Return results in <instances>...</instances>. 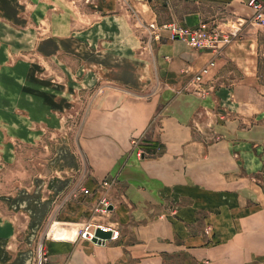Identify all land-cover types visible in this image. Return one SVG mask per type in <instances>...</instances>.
Segmentation results:
<instances>
[{
	"label": "crops",
	"instance_id": "crops-1",
	"mask_svg": "<svg viewBox=\"0 0 264 264\" xmlns=\"http://www.w3.org/2000/svg\"><path fill=\"white\" fill-rule=\"evenodd\" d=\"M246 1L0 0V153L46 155L0 200V264H35L39 242L45 264H264V27ZM238 19L217 56L166 31L144 51L148 23ZM91 217L118 236L80 238Z\"/></svg>",
	"mask_w": 264,
	"mask_h": 264
},
{
	"label": "built area",
	"instance_id": "built-area-1",
	"mask_svg": "<svg viewBox=\"0 0 264 264\" xmlns=\"http://www.w3.org/2000/svg\"><path fill=\"white\" fill-rule=\"evenodd\" d=\"M247 7L251 11L250 22L264 27V0H247ZM244 21L238 19L235 23L221 27L217 24H208L206 22L199 23L196 26H186L177 23L176 21L165 22L161 25L156 23H148L147 30L150 37L158 38L162 31H166L170 39H178L183 41L189 47L199 51H211L213 55L221 54L223 49L237 37ZM213 65L210 61L208 65L204 66L199 73L194 77L195 81L201 82L204 73L208 71V66ZM111 184L109 179L102 181V186L107 188ZM111 202L107 195H103L93 208V212L106 216L110 211ZM100 227L104 230H110L111 236L109 239L118 236V230L112 226L104 224L101 220H96L91 217L86 221L78 231L80 238L91 241L95 234V230ZM36 264H45L46 256L42 245L37 249Z\"/></svg>",
	"mask_w": 264,
	"mask_h": 264
},
{
	"label": "rangeland",
	"instance_id": "rangeland-1",
	"mask_svg": "<svg viewBox=\"0 0 264 264\" xmlns=\"http://www.w3.org/2000/svg\"><path fill=\"white\" fill-rule=\"evenodd\" d=\"M141 37L144 41V51L150 55L151 49L148 43L150 34L147 30V25L144 26ZM130 47L131 45L129 44L127 48L129 53ZM4 143L7 142L5 141ZM1 146L4 148L5 145H0V147ZM14 148L12 153H9L8 156L0 153V200L5 199L10 193H17L19 189L26 186L33 178L34 174L42 169L46 159L44 148H42V146L40 147L39 144L29 145L21 142L16 143ZM1 150L2 149H0V151ZM1 206L5 207L2 204ZM39 245H41L40 242L37 244L35 250V264Z\"/></svg>",
	"mask_w": 264,
	"mask_h": 264
},
{
	"label": "water",
	"instance_id": "water-1",
	"mask_svg": "<svg viewBox=\"0 0 264 264\" xmlns=\"http://www.w3.org/2000/svg\"><path fill=\"white\" fill-rule=\"evenodd\" d=\"M111 236V231L110 230H104L100 227H98L95 230V234L92 237L91 241L94 243H104L105 240L109 239Z\"/></svg>",
	"mask_w": 264,
	"mask_h": 264
}]
</instances>
